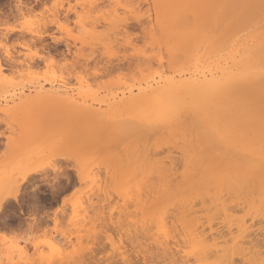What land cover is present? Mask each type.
Wrapping results in <instances>:
<instances>
[{
    "label": "rangeland",
    "instance_id": "obj_1",
    "mask_svg": "<svg viewBox=\"0 0 264 264\" xmlns=\"http://www.w3.org/2000/svg\"><path fill=\"white\" fill-rule=\"evenodd\" d=\"M149 1L150 0L147 2L145 0H0V58L1 60H4L3 65L5 68L4 71L0 72V108L4 110L0 111V185L5 183L9 177L13 176V178H11V182H18L16 185H19L20 187L18 188L19 193L17 194V202H13L8 198L9 201L11 200L10 203L5 204L3 207L4 209H2L3 212L0 213V264H123V259L127 260L125 262L127 264H171V256L169 258V256L164 255V251H167V249L162 246L157 247L154 244L156 243L155 241H158V239L161 238L160 236L157 237V233L159 235L161 233L158 230L159 228L155 227L157 225L152 213L148 212V215H146L145 210L147 209L143 210L140 208L143 212H145V215H143V212H140V210L138 211L137 209L138 206L136 205L140 204V201L138 202V200H141L142 205L145 200L143 199L142 203L141 197L144 195L147 197L146 191L144 190V192L142 190L144 189L145 182L147 181H144V184H141V182L139 183L138 181L142 178L139 177L140 174L138 175L136 170H138V173L140 172L138 167L140 164H142L140 161L142 157L139 160L142 153L139 150H142V147H144L143 145L147 146V143L158 140L153 142L155 143L154 147L161 149L164 138V140H166L167 137L173 136V133L178 132V134H181L182 132L179 133L178 130L167 127V132L168 134L171 133V135L167 136L164 134L166 136L164 137L163 133L165 132L166 127L163 130L162 128L159 129L158 126H156V128H158L160 131L163 130L161 131L162 134L160 136H156L157 130H155V133L153 132L155 127L152 129L153 135H151L149 134L151 133L149 132L151 129L148 126L149 130H145L147 136L144 132L139 131V133L141 132L140 135L131 128L128 129V121V124L127 122L123 123L121 121L123 124L120 126L123 127L125 124H127L126 126L128 130L122 128L123 131H127H125L123 134L120 133L122 135L119 134L121 137L118 138V141V130L116 133L108 135V130H110L111 127L114 128L112 125L114 123H110L109 120L111 119L110 121L112 122L113 119L116 118V120H118L117 118H120V121L123 120L122 117L127 119L128 113L130 114L128 115L132 117V115H134L132 110L127 109L121 111V114H116L111 118L109 117L108 122L111 126L108 125L109 129H107L108 127L102 128L105 122L102 118V120L100 119V116L92 117V115H89V118L87 117L88 115L81 113V115L83 114V117L85 116V118H82L81 115L79 116L78 112H75L76 109H73L71 106L67 107V104L65 103L61 104L55 98L61 97L63 100H74L78 104L80 103L84 106H90L91 109L93 108L94 110H100V112H103L109 107L117 104L121 99L126 100L129 97L136 95L139 89L136 87L138 84V87L144 86L146 82L152 81V79L157 80L159 77L158 74H161L160 77H165L171 76V74L175 75L176 72H201L213 65L212 63L214 62L215 54L217 52L216 47L218 49L222 44H224L223 41H220V37L225 34L226 26L228 27L226 31H230L228 30L230 26L231 30L233 29L234 31H241L239 33L236 31L239 35L241 34V36L235 33V38L232 36L234 35L232 34V31L231 37H233V39L242 37V35L246 36L249 32L253 31L264 34V0H220L217 3H214V6L213 4L211 5L213 0L210 3V0H207L208 3L206 0H197L200 1L199 4L202 6L201 7L199 5L200 8L199 6L195 7L196 0H183V2L182 0H177L180 1V3L175 2L174 4L173 2L176 0L171 1L172 3L170 1L168 3L167 1L168 6L167 3L160 2L161 0H151L150 3L147 4ZM222 2L226 5H224ZM170 3L171 8L169 6ZM181 3L185 5L190 3L188 8L187 6L185 7L187 9H184V11L186 10L185 12L183 11L184 13H181L182 8L180 11V14L182 15L185 13L188 14L187 12L190 11V17H187L186 14L184 15V17H187V19H185L182 15L180 16L179 12L176 11L178 8L175 10V6H182ZM158 4H160L159 8ZM232 6L234 7L232 8ZM153 7L156 9L158 8V10H155V8L153 9ZM207 7L208 9H206ZM173 9L179 14L178 16L180 19L182 18L185 20V23H182L187 26L186 30L189 31L187 32L188 36L186 34L187 39L184 44L178 43L177 39L173 37V29L175 27L172 29V25H169V18L171 17L172 12H175ZM192 9L193 12L191 11ZM201 9L202 11H204V9L206 10L204 11V17H202L203 12ZM209 9L211 11L214 10L212 13L213 16L208 13L210 12ZM144 12H146V15ZM196 12H199L197 16L200 13V16H202L194 18ZM140 15H142V17L144 16V18L140 17ZM163 16H169V18L165 19ZM138 18L142 21L145 20L146 23H140L141 21H138ZM201 18L202 20L204 19L205 24H202L204 22H202ZM255 18L256 20H254ZM221 19L223 21H221ZM189 22L192 26L188 25ZM198 22L203 26H206V28H203V33H201L202 25ZM218 22L220 25H218ZM220 22H223L225 27L221 25ZM182 23L178 24V26H182ZM195 23L199 26L196 27ZM161 24H164L163 27L160 26ZM146 25L147 28H145ZM193 26L194 28H192ZM217 26L220 27V31L218 30ZM198 27H200V29ZM158 28H160V31L162 30V33H160V31L158 32ZM216 29L217 31L215 32ZM196 30L197 33L198 31L199 33L196 35L194 41L193 35H195ZM154 34L159 37H156ZM165 34L170 35L167 37ZM200 34H202L203 37L202 35L200 36ZM160 35H162V37ZM229 35H227V37H223H226L225 39L227 40L231 38ZM159 38L162 40V43ZM151 39H153L155 43ZM163 39L167 40L165 41ZM225 39L224 42H226ZM168 41L169 43H167ZM192 41H194V44H192ZM179 44L184 47L186 46V51L182 50ZM162 45L165 48H163ZM176 45H178V47ZM176 49L178 50L177 52H175ZM154 52L156 55L152 54L151 56V53ZM9 55L11 56V62L7 61L8 57H10ZM146 55H148V57H146ZM150 61H152V64ZM156 61H158L157 65L155 64L157 63ZM143 62L145 63L143 64ZM151 65H155V68L151 67L152 69H150ZM146 69H149L150 72H148ZM147 73H149V77ZM140 75H143L144 78L140 77ZM140 78L142 79V82H140ZM21 101H25L26 103L22 107L21 104H19ZM124 115L127 117L125 118ZM133 121L136 122V119L132 120V123ZM96 124H98L99 127H96H98L99 130H106L104 132H99L98 129H95L94 127V130L97 131V140H94L95 133H91L90 131L93 130H91V128H93L91 126H95ZM131 125H133V129L136 127L134 124H130L129 126L131 127ZM136 125L138 127L139 124ZM84 127H88L90 129V131L88 129L87 131L89 134L91 133V136L94 133L93 139L88 136L89 134L87 135L89 140L90 138L92 139L91 141L87 139V136L86 138H80V136L83 135L80 134V131L83 132ZM144 127L146 128V126ZM197 127L199 129L198 125ZM198 129H193L198 132V137L196 138H199L201 135V131ZM111 130L113 132L116 131L113 129ZM137 130H140V128ZM159 130L158 134L161 133ZM87 131H84L85 134H87ZM33 132L36 133L37 136L35 135L32 138L35 140L36 138L38 139L35 143H47L50 145L51 143L54 144L53 142H55L57 143V145H55L58 148L55 146H50L47 148V146L44 144H42V146L44 145L43 150L46 151V149H48L46 152L42 151V147L40 148L38 146L37 147L41 149L39 152L36 150V146H34V150L31 149L30 146L25 148V143H30L31 140H29V136ZM186 132L188 131H184V135ZM194 134L195 133H190L192 137ZM184 135L182 133V135H176V137L173 136L171 138H177V136H181V139L187 138L189 141L188 137H190V141L197 143V139L193 137L192 140L189 132L186 137ZM108 137L115 138L117 141L115 140L113 143L112 141H108L110 142V145L108 143V145H106L104 148L102 145L106 144ZM142 137L143 139H146L145 143L147 142V145L144 144V140L142 141ZM112 138L110 140H114ZM167 140L168 142L171 141V139L169 140L168 138ZM167 140L164 142V144H166L162 145V147L164 146L166 148L163 147V149H161L162 151L160 150L161 152L159 150L156 151L155 149V153L157 152L160 154L163 153V151L165 152L169 145H167ZM176 140L175 143L177 142V145L179 141L182 143L180 138ZM48 141H50V143ZM142 142L143 145L141 146ZM157 142L161 143L160 146L157 145L158 147H156ZM173 142L170 143L173 144ZM60 143L64 144L62 146H58L61 145ZM72 143H76L78 147L77 145H73V147ZM78 143H92L95 149L88 145H80L79 147ZM114 145V151H112L113 148L111 147ZM150 145H148V147ZM53 147L56 148V150L52 149ZM59 147L61 148L59 149ZM170 147L173 148L175 146L170 144ZM50 148L52 151L49 150ZM108 148L111 150H108ZM172 148H168V150ZM178 148H180V146L176 147L175 149ZM104 149L107 150L105 151ZM175 149H172V152L173 150L177 151ZM29 150L37 152L30 153ZM149 150L152 151L154 149ZM49 151L51 153L54 152L55 155L51 156L50 153V156L48 154L49 157L47 156L45 158H41L45 156L44 153H49ZM151 151L150 154L152 153ZM28 152L33 155H29ZM41 152H44L42 153L43 156L42 154L40 155ZM135 152L136 155L140 153L141 154L135 157ZM177 152L173 153H176L175 155L178 157L181 152L178 153V155ZM104 153L106 156H104ZM155 153L153 152V154ZM167 153L171 156V162L176 160V157L174 158L175 160L172 159L173 157L171 151H166V154ZM158 154L156 156L159 157L160 155ZM25 155L27 156L25 157ZM167 155L163 156L166 160H169V163L170 158L169 155ZM181 156L183 158L182 153ZM27 157H29V159ZM38 157H40V159H38ZM36 158L37 160H34L36 161L35 165L29 166L28 161ZM134 159L135 161H140V164L138 162H134ZM180 159L181 158L176 161L180 162ZM182 160L184 161V159ZM34 161L33 163L30 161V164H34ZM175 163L176 162H174V164ZM181 163L184 162L181 161ZM177 164L176 166H172L173 170L175 168V172L179 168H176ZM28 167L30 169H33L31 167H34L35 170H40L41 167L42 172L39 171L37 175H32L33 177L31 175L28 176L29 178L27 177V180L24 182L22 178L30 170ZM182 167L185 166L182 165L179 168L181 169L178 170L181 171L178 172L179 175L181 173L183 174L186 170V168ZM27 169L28 171L25 172ZM182 169L184 170L182 171ZM178 173L175 175L177 176ZM143 176L144 175H142V177ZM176 176L174 178H176ZM255 178L256 184H254L257 187H254V181L250 182V186L248 185L251 187L253 184L252 186L254 190L252 191H254V197L250 196V190L248 191L245 189L247 191L243 192L241 198H243L248 192L246 195L247 197L250 196L253 198V200L256 198L257 202L261 204L259 202L261 195H263L261 190L262 188L259 187V182L261 179L257 177ZM176 180H178V178ZM179 181L180 179L175 182L177 183ZM137 182L139 185L141 184L143 186L142 188L140 185L142 189L139 187V185L137 186ZM230 185H228V183L224 184L225 187L234 189V186ZM53 186H56V188L59 189L56 195L50 194ZM138 187L142 191H139ZM221 187L219 188L221 189L220 191L218 189L220 193H222V190L225 191L226 189L225 187V189ZM260 190L261 192H259ZM218 191L215 190V192ZM46 192L48 194H46ZM143 192L145 194H143ZM209 192L214 193V190ZM226 192H229V190L227 191L226 189L225 194ZM233 192L235 193L234 190L231 191V193ZM7 193L8 196H6ZM136 193L138 196L141 194L139 199L136 197ZM240 193H242V191ZM6 194H4L5 198L11 196L9 189L6 190ZM217 194L219 195V193ZM222 194H224V192ZM239 194L237 195L240 197ZM257 194L260 195V197H258ZM237 195L235 194L234 196L238 197ZM226 196L227 198H222L224 200H221L222 203L228 201V203L225 202V204L228 206V204L231 203H229V201H233L234 196L232 197L230 195V198L228 197V194H226ZM202 197L203 196L195 199L201 198L205 200L206 203H208L207 200L209 199H207L205 196L204 198ZM247 197H245L246 201L249 200ZM147 198H150L149 194ZM241 198H238V200ZM262 198L264 200V195ZM235 199L234 201L237 202ZM150 200L152 201V199ZM253 200V203L250 202L249 204H252L251 208L254 206V209H251L248 207V205L245 206V202L243 204V200H241L242 203L239 201V205H233L235 210L232 211V207H230L232 212L228 211L229 215L226 213L227 211L225 212V210H228L229 207L227 208V206L224 204L221 205L223 208L219 206V210L217 207L218 205L214 206V208L210 207V205L206 206V203H201L202 205L200 204V206L202 210H200L199 206L200 213H198L199 211L197 212L198 214L202 215V217H200V215L198 216V214L195 213L198 206L195 207L192 205V207H195L196 210L194 212L192 209V212L195 213L192 215H196V217L193 216L196 219V222L194 223L199 224L200 222L198 223V219L200 221V218H202L201 221H203L201 224L202 230H199V228L198 230L204 233L203 228H205V234L207 233V235H210L211 233L213 236H223L217 241L218 246L212 247L209 244L208 247L211 250L209 248L207 250L212 252L214 249H217V251L220 250L218 252L219 255L217 256H223L224 253H227L225 252L224 248H226V250L229 248V264H235L236 262H238L236 264H239V262H244L246 264L245 261L248 259H245V257L249 258V255H247L248 250L246 249H248L249 246L247 244H241L243 247H241L242 251H244L242 253L245 254L244 257V254L239 252L240 250L237 249L238 251H236V248L238 246L240 247V243H243L242 241L252 239V237L256 238L254 235H257V232L262 233L260 234L261 237L257 236V239L261 240L264 238V230H262L264 228V208H261V205L258 207L253 205L256 203V200ZM151 201H146L148 206L146 205L147 203H144L146 208L153 206L152 202L155 204L154 201ZM258 203L257 205H259ZM263 203L264 202L262 201V204ZM194 204L196 205V203ZM213 204L216 205L215 203ZM213 204L211 206H213ZM203 205H205V207L209 206L210 209L213 208L214 211L204 207L206 210L205 212ZM224 207L227 209H224ZM57 209H59V211H57ZM255 210L258 213H256ZM261 210L263 212H261ZM171 211L172 210L168 211L166 216L169 212L173 213V211ZM252 211L253 213H256V216L252 214ZM213 212L215 214L214 217L217 213L215 218L212 217ZM139 213H142V216L144 217H141L143 219L140 217L141 214ZM219 213H221V216ZM230 214L231 217H229ZM226 215L228 216L225 218ZM150 216L155 222L153 221V223H150ZM168 216L167 218L165 217L166 225H169H167L168 228L170 226L172 228L177 226V230L175 228H173L175 229L173 230L170 227L169 229H166V232H169L168 230H170V232H174L171 233L172 235H170V232L168 233L169 236L167 235L173 239L172 240L170 238L171 240H168V245L170 244L169 246L172 248H170L171 252L174 251V254H176L174 256L176 259L174 260H178V264H209V262L212 264L218 262L216 259L213 261V258L209 259V262L207 261L205 263L201 262V260L200 262L195 260L196 258L192 257L193 254L191 253L193 252L195 254L194 251L196 250L191 245H189L191 243H187L188 240L184 237L185 235H183L184 239L180 238L182 236L179 235H182L183 233V230H179L180 228H178L180 225L178 226V223H173L172 225L171 222H168V220L170 221L173 214H170V218ZM194 218L193 220L195 221ZM147 219L149 222H146ZM235 219L237 222L234 221ZM238 219L240 220V223L238 222ZM172 220L173 222H176L174 218L171 219V221ZM241 220L243 221L241 222ZM139 221L140 224H143L142 227L145 223L146 225H149V228L140 229V224L138 227ZM203 223L205 224L204 226ZM150 224H153V228H150V226L152 227ZM240 224L242 226H240ZM248 225L250 228L247 227ZM154 227L157 230L154 229ZM208 227L211 228L209 229ZM242 229H244L243 231L246 232H248V230L253 232L250 234L251 236H249V232L247 234L246 232L243 233ZM148 230L151 231V235H153L155 238L157 237V240H154L153 236L152 240L150 233L148 235ZM152 231L155 232L157 236L154 235ZM238 231H242L240 237V233ZM139 233L140 235L143 233L140 236H143L141 238L142 242H140L141 240L137 239ZM243 235H247L249 238L244 237L245 239H243ZM144 236L146 238L148 237L147 240H149L147 241L144 239L146 241H143ZM236 236L239 238H236ZM185 239L187 240L186 243L188 245L185 243ZM238 239H240V243L237 242L239 245L235 242V240L238 241ZM182 241H184L185 244ZM139 242L141 243L140 245ZM159 242H161V239ZM219 243H223V245H220ZM235 244L238 246H235ZM158 248L164 249L158 250ZM21 250L25 251L23 256L21 255ZM237 252H239L240 255ZM166 253H170V251ZM222 253L223 255H221ZM119 254H121V256ZM235 254L236 257H234ZM195 255L198 256L197 253ZM40 256H42L44 262L39 261L38 258H41ZM73 256H78L77 258L82 257L83 261L80 263L72 261L71 258H73ZM239 256H242V258L240 257L238 260L237 258ZM22 257H25V260H21ZM232 258H235V263H233L234 261L231 262ZM228 261L225 264H228Z\"/></svg>",
    "mask_w": 264,
    "mask_h": 264
},
{
    "label": "bare ground",
    "instance_id": "obj_2",
    "mask_svg": "<svg viewBox=\"0 0 264 264\" xmlns=\"http://www.w3.org/2000/svg\"><path fill=\"white\" fill-rule=\"evenodd\" d=\"M145 1L147 2L148 0H145ZM150 1L147 4H149ZM167 1L169 3V1L171 2V1H174V0H161L160 2L167 3ZM200 1H197V0L195 1V7L196 6L198 7L199 5L201 6V4H199ZM211 1L212 0H210L209 3ZM218 1H220V0H213L211 2V5L213 4V6H214V3H217ZM175 2H177V3L179 2L180 3V1H177L176 0V1L173 2V4ZM182 2H183V0H182ZM196 2H197V4H196ZM142 3H144V2H142ZM158 3H159V1H158ZM168 3H167V6H168ZM171 3L169 5L170 8H171ZM207 3H208V1H207ZM207 3H206V5H207ZM181 4H182V6L183 5L184 6L183 7L182 6L176 7L175 6V10L178 8V10H176V11H178L179 14H180L181 8H182L181 13H182L184 11V9H187L189 7V4L190 3L189 4H186V5L183 4V3H181ZM223 4L226 5L225 3H223ZM193 5H194V3H193ZM159 6H160V4H158V8H159ZM186 6H187V8H185ZM200 6H199V8H200ZM161 7H163V6H161ZM233 7L234 6H232V8ZM154 8L155 7H153V9ZM158 8L157 9L155 8V10H158ZM140 9H138V10H140ZM168 9H169V7H168ZM193 9L191 10L192 12H193ZM206 9H208V7ZM217 9H218V7H217ZM145 10H148V9H145ZM175 10L173 9V11H175ZM197 10H195V11H197ZM176 11L175 12H172V15H171L170 18H169V16L168 17L166 16L167 18L164 17V16L163 17L165 19H168V18L170 19V24L169 25L170 26L172 25L171 26L172 29L175 27L173 29L174 30L173 31L174 32L173 33V37H175L177 39L178 43L184 44V42H186V39H187L186 34L189 31L186 30L187 29V26H185L182 23V22L185 23V20L182 19V18L180 19L179 16H178L179 14ZM201 11H202V9H201ZM204 11H206V10L204 9ZM204 11H202L203 12L202 13L203 16L201 15L202 17H204V14H205ZM213 11L210 10V12H208V13H210V15L213 16V14H212ZM189 12H187L188 14L185 13L187 15V17H190V14L191 13H189ZM237 12H238V10H237ZM145 13L146 12H144V14ZM198 13L196 12V15L194 16V18L200 16L201 13L197 16ZM214 13H216V12H214ZM158 14H161V13H158ZM185 14H183V15L180 14V16L182 15L184 17ZM142 15H140V17H142ZM187 17L186 18L184 17V18L187 19ZM142 18H144V16ZM164 18H163V20H164ZM201 20H202V18H201ZM207 20H209V19H207ZM254 20H256V18ZM138 21H141L140 23L145 22V20L142 21L140 19ZM197 21H199V20H197ZM221 21H223V20L221 19ZM151 22H152V20H151ZM158 22H159V20H158ZM179 22L182 23V26L181 25L178 26V24H181ZM202 22H204V23H202ZM202 22H201L202 24H205L204 19L202 20ZM186 23H188V22H186ZM201 23H199V24H201ZM220 23L223 26L225 25V24H223V22H220ZM226 24H228V23H226ZM260 24H261V22H260ZM163 25L161 24L160 26L163 27ZM188 25L189 26L191 25L190 22H189ZM218 25H220L219 22H218ZM156 26H157V24H156ZM197 26H199V25L196 24V27ZM228 26H230V25H228ZM204 27L206 28V26H203V25L201 26V28H202L201 29V33H203V31H204V29H203ZM217 27H218V30L220 31V27L219 26H217ZM145 28H147V25L145 26ZM152 28H153V25H152ZM154 28H155V26H154ZM192 28H194V26ZM198 28L200 29V27H198ZM227 28L228 27L226 26V30H227ZM159 29L160 28H158V32L160 31ZM261 29H262V27H261ZM226 30H225V34L226 35L223 34V36H226V37L229 34H230L229 37H231L232 31H233L232 34H234V35H232L233 37L236 34H238L239 32H241L239 30H236L238 32L237 33L233 29L231 30V26L228 29L230 31H226ZM156 31H157V29H156ZM156 31H155V33H156ZM216 31H217V29L215 30V32ZM243 31H242V33H243ZM206 32H204V33H206ZM160 33H162V30L160 31ZM198 33H199V31H198ZM198 33H197V30H196L195 35H193V40L194 41H195V37H196V35H198ZM215 34H217V33H215ZM154 35L156 37H159L156 34H154ZM162 35H160V36L162 37ZM165 35H167V34H165ZM169 35L170 34H168L167 37ZM201 35L202 34H200V36ZM187 36H188V34H187ZM223 36L220 37L221 38L220 41H223L224 44H222L220 42L222 45L218 49L216 47L217 52L215 54V59H214V62L212 63L213 65L211 67H208V68H206L205 70H203L201 72L200 71H197V72L196 71L195 72H187V73H182V72H179L178 73V72H176L175 75L174 74H171V76H165V74H164L165 77H160L161 74H158L159 77H158V79L156 78L157 80H153L152 79V76H151L152 81H149V80H151V79H149L148 80L149 82H146L144 84V86H139L138 87L139 84L136 86L137 88H139L138 89V92L136 93V95L131 96V97H129L126 100H124V99L122 100L121 99L117 104H115L114 106L109 107L107 110H105L103 112L102 111L100 112V110H94L93 108L91 109L90 106H84V105H82L80 103L78 104L74 100H68V99L67 100L66 99L63 100L61 97H56L55 98L61 104H64L65 103V104H67V107L68 106L69 107L71 106L73 109L78 110V111L75 110V112H78L79 113V116L81 115V113H83L84 115L85 114L88 115L87 117H89V118H90L89 115H92V117L100 116V119L102 118L104 120V122H105V124H104V126H102V128H106V127H108V125L111 126L109 124V122L110 123H114V124H112L114 128L111 127L110 130H108V132H109L108 135L114 134L118 130L117 135L119 136L120 133L123 134L125 131H127L130 128L132 130H134L135 132H138V133H139V131L144 132L145 135H146L145 130L148 129L149 127L151 129L149 131L151 133H149V134L153 135L152 134V129H153V127L156 128V126H158L159 129L162 128L163 130L166 127V130H165L166 133L164 132L163 135L165 134L167 136L171 135V133L168 134L167 127L170 128V129L172 128L174 130H178L179 133L182 132L183 135H184V131H188L189 132V135H190V133H195L193 137L195 139H197V141L194 140L197 143H195L193 141H190V139H191L190 137H188L189 141L187 140V138L186 139L185 138L181 139V136H177V138H171L173 136L176 137V135H182V133L181 134H178V132L177 133H173L172 134L173 136H171V137L170 136L167 137L169 140L171 139L170 142H173L174 141L173 144L170 143V142H168V140L166 138V140L168 142L167 145L169 144L168 145V148H172V147H170V144L175 146L172 149H175L176 147H179L180 146V148L175 149L177 151L179 150L178 152L177 151H174V150H173V152H177V155H178V153L181 152L182 155H183V158L181 156V153L177 157L175 155L176 153L174 154L172 152V149H169L168 150V148L165 150V152L163 151V153H160V154H158L157 152L155 153V149H156V151L157 150L160 151L161 149H163L164 146L162 147V145H165L166 144V143L164 144V142H166V140H164L165 138L163 139V141L160 140V141L163 142L162 145H161V143H158V142H157L158 144L156 143V147H158V146L161 145V149H158V148H155L154 147L155 146V143H153V142H156L158 140L153 141L151 143H147L146 142L148 145L151 144L148 147V145L145 143L146 139H143L144 136L142 135L143 137L141 139H142V141L144 140V144L147 145V146L143 145V142H142L141 143V146L143 145L144 147H142V150L139 148L140 149L139 151L142 153V155H140L141 153L140 154H137L138 156L140 155V158L138 157L139 160L142 157V159L140 160L142 162V164H140V161H135V159H134V162H138L140 164L139 167L141 166L140 167L141 170L138 167V169L140 171L139 173H138V170H136L137 171V174L138 175L140 174L139 177L142 178L138 182L139 183L141 182V184H144V181H147V182H145L144 189H142L143 186L141 184L140 185L142 186V188L140 187V185H139L138 182H137V186L139 185V187L143 191L144 190L146 191V193H147L146 196L147 197H148V194L150 196V198L148 199L147 197H145V195L143 197H141V194H140L139 196L142 198V203H143V199L145 200L144 203H147L146 201H148V202L151 201L150 199H152V201L155 202V204H154L151 201L152 204H153V206H151L150 208H146V205L148 206V203L146 205L144 203L141 205V200H138L139 199V196H138L139 192L137 191L138 194L136 193V195H137L136 197L138 199H136V200H138V202L140 201V204L139 205L138 204L136 205V206H138L137 209H138V211L140 210V212H143L141 209H143V210H145V209L149 210V211L145 210L146 211V215H148L147 214L148 212H151L152 213V215H153V217H154V219H155L156 222L154 221V219L152 220V217L151 216H150L149 221H150V223H153V221H154L156 223V225H157V226H155V224H154V226L155 227H158L159 228L158 230L161 233L160 235L157 233V235H158L157 236L156 233L153 232L154 230L152 231V233H154V235H156L157 237H159V236L161 237V238L158 239V241H155L156 243H154V244L157 247L162 246V247H164V248L167 249V251L166 250L164 251V255L169 256V258L171 256V258H172V262L170 261L171 264L172 263L173 264H176V263L178 264L179 262H178V260L177 261L174 260V259H176L174 257L176 254H174V251H172L173 253L171 252V250H170L171 247L169 246L170 244L168 245V242L172 238L171 237H168L169 236L168 233L170 232V230H168L169 232H166V229H169L171 226L168 228L169 225L168 224H167L168 226L166 225L165 217L167 218L168 215L170 216V214H173L174 217L171 216V219L174 218V220L176 222H173V220L171 221V219H170V221L168 220V222L169 223L171 222L172 225H173V223H178L177 224L178 226L180 225V227H178V228H180L179 230H183L182 231L183 233H182V235H179V236H182L180 238H183V239L185 237L189 241L188 242L185 239V243H186V241H187V243H191L189 245H191L196 250L194 252H195V254L197 253L198 256H196L193 252L191 253V254H193L192 257H195L196 258L195 260H197L198 262H200V260H201V262L205 263L207 261L209 262V259L213 258V261H214V259L218 260L217 263L215 262L216 264H225L228 261V257H229L228 252H230L228 250L229 248L227 250H226V248H224L225 249V252H227V253H224V255L222 253L221 255H223V256H217V255H219L218 252L220 250L217 251V249L216 250L214 249L213 252L207 250L209 248L208 247L209 244L212 247L218 246L217 241L219 239H221L223 236H218V235L217 236H213V234H211V233H210V235H207V233L205 234V228H203L204 233L200 232L199 230L202 228L201 227L202 226L201 224L203 222V221H201L202 218H200V221L198 219V223L200 222L199 223L200 225L194 223V222H196V219L194 218V217H196V215H192V214H195V213L198 214V213H200V211H199L200 204L201 203L202 204L203 203H206L205 200H203L201 198H200L201 199L200 202H199L200 199H195V198H199L201 196H203L202 198H204V196H205V197H207V199H209V200H207L205 198L207 200V202H208V203L205 204L206 206L207 205H210V207H214V206H217L218 205L217 207L220 210L219 206L221 208H223V206H221L223 204L225 206H227V204H225V202L228 203V201H225L224 203H222V200H224L222 198H227L226 194H228V197L230 198L231 196L233 197L235 194L237 195V194H239L242 191V193L239 194L240 197L238 195H237L238 197L234 196V199L237 198V199H235V200H237V202L234 201V199H233V201H229V203L230 202L231 203L228 204L227 208L228 207L229 208H228V210H225V212L227 211L226 213L228 214V211L229 212H232L233 210H235V208H234L233 205L234 204H235V206L237 204L239 205L240 202L242 203L241 200H243V204L245 202V206L248 205V207L251 208L252 204H249V203L250 202L253 203L252 202L253 198H251L250 196L254 197V194H253L254 191H252L254 189H253V186L252 185L255 183V180H256L255 177L261 179L260 182H259V184H260L259 187L262 188L261 189L262 190V194L264 195V193H263L264 192V190H263L264 189V180H263L264 179V87H263V84H264L263 83L264 82V34L259 33L257 31H253V32H249L246 36H243L242 35V37H238L237 39H233V37H231L232 40L230 38V39H227L228 41L225 39L226 37H223ZM239 36H241V34ZM202 37H203V35H202ZM223 38L226 40V42H224V39ZM201 39H203V38H201ZM151 40H153V39H151ZM151 40H149V41H151ZM159 40H160V38H159ZM163 40H165V39H163ZM160 41L162 43V40H160ZM187 41H189V40H187ZM194 41H192L193 42L192 44H194ZM154 43H155V41H154ZM167 43H169V41ZM206 43H208V42H206ZM169 46H171V45H169ZM176 46L178 47V45H176ZM180 46H181V49L182 50L186 51V46L185 47L182 46V45H180ZM154 47H155V45H154ZM162 47L165 48L163 45H162ZM162 47H160V48H162ZM203 48H204V46H203ZM177 51L178 50L176 49L175 52H177ZM155 52L154 53H151V56H152V54L153 55L154 54L156 55ZM144 53H145V49H144ZM161 55H160V57H161ZM151 56H149V57H151ZM146 57H148V55H146ZM10 58H11V56L8 57L9 60L7 59V61H10ZM163 59H165V58H163ZM144 60H147V59H144ZM153 60H154V58H153ZM3 62H4V60H1V58H0V72L4 71V69H5L4 68V65H3ZM10 62H8V63H10ZM156 62L157 63H155V64L157 65L158 64V61H156ZM144 63L145 62H143V64ZM150 63L152 64V61H150ZM154 66L155 65H151L150 66V69H152L151 67L155 68ZM142 69H143V67H142ZM139 70H140V68H139ZM146 70H148V72H150L149 69H146ZM146 70H145V72H146ZM151 73H152V71H151ZM142 74H143V72H142ZM147 74H148V77H149V73H147ZM140 77H143V75L142 76L140 75ZM141 80L142 79L140 78V82H142ZM19 104H21V107H22L26 103H25V101H23V102L21 101ZM127 109L128 110L129 109L132 110L134 112V115H135V117H134V115H132V117H133V119H132V117H130L129 116L130 114L128 113L129 114V115L127 114L128 118L130 117V119H132V120L136 119V122L137 123L135 121H133V123H132V120L129 119L130 120L129 121L128 118L127 119H124V117H122L123 120H120V121H119L120 118H117L118 120H116V118L115 119L112 118L114 120V122H113V120L111 122L110 121L111 119L110 120L108 119L109 117L111 118L112 116H114L116 114H121V111H124V110H127ZM0 111H4V110H2L0 108ZM82 115H81V117L82 118H85V116L83 117ZM124 116H125V118L127 117L126 115H124ZM108 120H109V122H108ZM115 121H117V122H115ZM121 121L123 123H126L127 121L129 122V124L127 122L128 125L125 124V126L126 125L128 126V129H127V126L126 127L125 126H123V127L120 126L121 124H123ZM130 124H134L136 127H137L136 124H139V125H138L137 128L135 127L133 129V127H132L133 125H131V127H130L129 126ZM116 125H117V127H116ZM143 125L146 126V128ZM152 125H155V126H152ZM197 125L199 126V129L201 131V135L199 136V138H196V137H198L197 136V133L198 132H196V130L198 129ZM96 126H98V124H96L95 126L94 125L91 126V127H93V128L90 127L91 130L92 129L94 130V127H95V129H98L99 132L100 131L101 132H104L106 130V129L99 130V128H98L99 126L98 127H96ZM142 126L144 127V130H143V127ZM194 127L196 128V130H193V129H195ZM122 128L123 129L125 128L127 130H124L123 131ZM139 128H140V130H137ZM155 128L153 129V132L155 133V130H157L156 131L157 135L156 134L155 135L156 136H160L162 134L161 131H163V130L160 131L158 128H156V129ZM87 129L90 131V129L88 127L87 128L84 127L83 128V132L84 131H87ZM107 129H109V127ZM111 129H113L114 131L116 130V131L113 132ZM93 130L90 131L91 133L92 132L95 133V135L93 133L92 136L90 135L91 133L89 134L88 131L86 132L87 134H85V132L83 133L82 131H80V134L81 135L82 134L84 135V136L83 135L80 136V138H82V137H85L86 138V136L89 134L88 136H90L93 139V135H94V138H95L94 140H97V138H96V136H97L96 132L97 131H95V130L93 131ZM158 130L161 133L158 134ZM110 131H111V133H110ZM192 131H194V132H192ZM188 132L185 133V135H184L185 137L188 134ZM122 134H120V135H122ZM35 135L37 136V134L34 133V132L32 134H30L29 140H31L32 142L30 141V143H25V148H28L27 146H30L31 149L34 150L35 149L34 146H36V150L38 152L41 151V149H42V151H45V150H43L44 145L47 146V148H49L50 146L51 147L52 146H55L56 148H58L56 146L57 143H55V142H53L54 144L51 143L50 145L47 144V143H41V144L35 143L38 140L37 138H36V140L32 138ZM165 135H164V137H166ZM88 136H87V139L89 140V137ZM98 136H99V134H98ZM112 137H108V139L106 140L107 141L106 144L103 143L105 146L102 145V147L105 148L106 145H108V143L110 145V142H108V141H112V143L115 142L116 139L115 138H112ZM120 137L121 136L117 137V139L120 138ZM193 137H192V140H193ZM78 138H79V134H78ZM91 138H90L89 141L92 140ZM111 138L114 139V140H110ZM179 138L182 141V143H180V141H179L178 142V145H177L176 144L177 142L175 143V140L176 139H179ZM147 139H149V138H147ZM185 140H187V141H185ZM56 141H57V139H56ZM118 141H119V139H118ZM198 141H199V143H198ZM48 142L50 143V141H48ZM42 144H44V145L42 146ZM60 144L61 145H58V146H62L64 143H60ZM78 144H79V147H80V145L81 146L82 145H88L90 147L91 146L93 147V144L92 143H85V144L84 143H78ZM73 145L76 146L77 144L76 143H72V146ZM37 146L40 147V148L42 147V148L40 149ZM151 146H152V148H151ZM67 147H68V145H67ZM77 147H78V145H77ZM113 147H115V145L112 146L111 148H113ZM146 147H148L149 149H154V150L151 151V150H149ZM56 148L53 147L52 149H55L56 150ZM60 148L61 147H59V149ZM109 148H110V146H109ZM109 148H108V150H111ZM164 148H166V147H164ZM52 149L50 148L49 150L52 151ZM55 150H53V151L56 152ZM96 150H92V151H96ZM102 150H103V148H102ZM137 150H138V148H137ZM137 150H136V152H137ZM29 151H30V153L31 152H33V153L34 152H37V151H31V150H29ZM46 151H48V149H46ZM112 151H114V148L112 149ZM150 151L152 152L151 153L152 155L150 154ZM166 151H171V154H172V157H173L172 159L173 160H175V159L178 160L179 158H181L180 160L182 162H184V163H181V161L179 162V161H176V160L175 161L172 160L173 162H171V158H170L171 156L167 153L169 155V158H170V162L168 163L169 160H166L164 158V156L167 155L166 154ZM54 152L53 153H51L50 151H49V153L48 152L47 153L41 152L40 155L42 153H44L45 156L44 157H41V158H45V157L48 156V154L50 156V153H51V156L52 155H55ZM136 152H135V155H136ZM153 152L155 154H153ZM28 153H27V155H28ZM30 153H29V155H31ZM207 153H209V154H207ZM112 154H113V152H112ZM157 154L160 155V156L159 157L156 156ZM27 155H25V157ZM137 155L135 157H137ZM42 156H43V154H42ZM104 156H106L105 153H104ZM160 157H161V159H160ZM162 157H163V159H162ZM27 158L29 159V157H27ZM30 158H32V157H30ZM38 159H40V157H38ZM182 159H184V161ZM34 160H37V158L36 159H33V160H30V161H32V163H33ZM30 161H28L29 166H34L35 163H36V161H34V164H32V163L30 164ZM174 162H176V163L174 164ZM166 163H168L169 165L166 164ZM176 164H177V167L176 168H178V167L180 168L182 165L185 166V167H182V168H186L185 172L183 174L182 173L180 174L181 177H180V175L178 173V172H181V171H178V170H181V169L178 168L176 170V172L174 171L175 168L173 170V167L172 166H176ZM178 165H180V166H178ZM31 168H33V169H30L29 168L30 169L29 171H28V169L25 171V172H27V171L28 172L22 178V180L24 182H25V180H27L26 178L28 176H30V175L32 176L34 174L37 175V173H39V171H41V167H40V170L39 169L38 170H35L34 167H31ZM183 170L184 169H182V171ZM141 171H143V172H141ZM177 173H178V175H177L178 177L175 175ZM12 174H11V176H12ZM141 174L144 175L143 176L144 179H143V177H142ZM175 176H176V178H174ZM9 178H8V180L5 183H3V184L0 185V213L3 212L2 209H4L3 208L4 205L7 204V203H10L11 200L13 202H17V198H18L17 197V194L19 193L18 192L19 191L18 188H20V187H19V185H16V183H18V182H16V183L11 182V180H12L11 178H13V176L12 177H9ZM177 178H178V180L180 179V181L176 183L175 181H178V180H176ZM142 180H143V182H142ZM250 182H253V184L251 185V187H249L250 186ZM226 183H228V185L231 184L230 186H234V189H232V188L229 189V188L225 187L224 184H226ZM255 184H254V187H257V186H255ZM221 186H223V187H221ZM59 187H60V185H59ZM220 187L221 188H224L225 187L227 189V191L229 190L231 196L229 195V192H226V194H225V191H226L225 188H224L225 191H223V190L221 191L222 193L224 192V194L220 193L219 192L221 190V189H219ZM140 188L138 189L139 191L141 190ZM260 188H258V189H260ZM7 189L10 190L11 196L5 198L4 194H6V190ZM218 189H219V191H218ZM245 189H247L248 191L250 190L249 193H251V194H250L249 197H247L246 196L247 193H248L247 192L246 195H244V197H243L244 199H243V198H241L242 197L241 195H243V192H246L247 191ZM136 190H137V188H136ZM211 190H214V193L211 192L212 193L211 194L209 192ZM215 190H217L218 192H215ZM230 190L231 191L234 190L235 193L234 192L231 193ZM261 190L259 192H261ZM144 192H143V194H145ZM217 193H219L220 198H219V195ZM260 195H261V193H260ZM260 195H258V197H260ZM263 195H261L260 201H259L261 204H259L257 202L256 198H255L256 201L255 200H253V201H255L256 203L253 204V205H256L257 207L261 205V208H264L263 207V204L264 203L262 204V201L264 202V200L262 198ZM6 196H8V193L6 194ZM245 197H247V199L249 198V200H251V201H249V200L246 201L245 200L246 199ZM8 198L11 199V200L9 201ZM238 198H241V199L238 200ZM194 199L198 201V204H197V201H195ZM202 200H203V202H202ZM219 200H220V202H219ZM247 202H248V204H247ZM194 203H196V205ZM213 203H215L216 205H214ZM257 203L259 205H257ZM212 204H213V206H211ZM19 205H21V204H19ZM192 205L195 206V207L198 206L197 207V211L195 210V207L194 208L192 207ZM205 205H203V209L206 212L205 208H207V209L209 208L210 209V207L209 206L208 207H205ZM230 207H232V211L230 210ZM225 208L226 207H224V209ZM192 209L194 210V212L195 211L196 212L193 213L192 212ZM251 209H254V206ZM170 210H172L173 213H170L169 212L168 215L166 216L167 212L170 211ZM200 210H202L201 206H200ZM210 210H213V208L210 209ZM262 210H261V212H263ZM207 211H209V210H207ZM258 211H259V209H258ZM255 212H256V210H255ZM217 213H218V211H217ZM217 213H216V216H217ZM256 213H258V212H256ZM256 213H253V211H252V214L255 215ZM139 214H141L140 215V217H141L142 216V213H139ZM212 214H211L212 217H214V215H215L214 212ZM219 214L221 216V213H219ZM219 214H218V216H219ZM143 215H145V212H143ZM199 215L200 214H198V216ZM228 215H226L225 218ZM249 216H251V215H249ZM142 217H144V216H142ZM200 217H202V215H200ZM229 217H231V214H230ZM193 218L195 219V221L193 220ZM151 220H152V222H151ZM149 221H148V219L146 220V222H149ZM234 221L237 222L236 219ZM239 221L240 220L238 219V222ZM242 221L243 220H241V222ZM141 223H144V222H141ZM139 224H140V221L138 223V227H139ZM140 225H141V228L140 229H142V228L143 229H145V228L148 229L149 228L148 227L149 225H146L145 223H144V226L143 227H142L143 224H140ZM150 225H152V227L150 226V228H153V224H150ZM204 225L205 224L203 223V226ZM166 226H167V228H166ZM198 226H200V227H198ZM240 226H242V225L240 224ZM240 226H238V227H240ZM155 227H154V229H156ZM247 227H249V225ZM173 228H175L177 230V226L176 227H173ZM173 228L171 227V229H173ZM198 228H199V230H198ZM175 229H173V230H175ZM150 230H152V229H150ZM150 230H148V235L151 232ZM237 230H238V228H237ZM239 230H240V228H239ZM243 230L244 229H242V231ZM262 230H264V228ZM198 231H199V234H198ZM241 232H239L240 233L239 234V237L241 235ZM244 232H246V231H243V233ZM248 232H249L248 235L251 236L250 234H252L253 231L250 232L248 230ZM248 232H246V234ZM171 233H174V232L171 231L170 232V235H172ZM177 233L179 234L178 231H177ZM142 234L143 233H141V235ZM146 234H145V236H146ZM260 234H262V233L257 232V235L256 234H255L256 236L254 235V237H256V238H253L252 237V239H248V240L242 241L243 243H240L239 242L240 239H242V238L238 239V241H236L237 240L236 238H239V237L236 236V238H235L236 239L235 242L236 243L237 242L240 243V247L238 246L239 245L238 243H237L238 245L235 244V246H238L236 248V251L240 250L239 251L240 253L244 252V251H242V248L243 247H242L241 244H247L249 246L248 249H246V250H248L247 251L248 252L247 255H249V258L248 257L247 258L245 257V259H248V260L245 261L246 264H264V238L261 239V240L260 239H257V236H260ZM141 235H140V233H139V236L137 235L138 236L137 237L138 240H141V238L143 237V236L140 237ZM150 235H151V233H150ZM183 235H185V236L183 237ZM145 236L143 238V241H146L147 238H148V237L146 238ZM152 236L153 235H151V237ZM139 237H140V239H139ZM153 237H152V240H153ZM157 237L156 238L154 237V240H157ZM244 237L247 238L248 236L247 235H245V236L243 235V239H245ZM149 238H150V236H149ZM167 238H169V239H167ZM144 239H146V240H144ZM160 239H161V242L162 243L159 242ZM233 241H234V239H233ZM140 242H142V240ZM140 242H139V245L141 244ZM182 242L184 243V241H182ZM210 242L212 243V245H211ZM151 243H149V244H151ZM226 243H227V241H226ZM220 245H223V243L220 244ZM232 247H233V245H232ZM159 249H161V248H158V250ZM163 249H161V250H163ZM244 249H245V247H244ZM233 250H234V248H233ZM168 251H170V253H166ZM20 252H21V255L22 256L25 254L24 253L25 251H23V250H21ZM232 252H234V251H232ZM239 252H237V253L240 255ZM242 254H244V253H242ZM119 255L121 256V254H119ZM199 255H200V257H199ZM244 256H245V254L243 255V257ZM40 257L41 258H38L39 261L40 262H44V259H42V256H40ZM77 257L78 256H73V258H71L72 261H76L78 263H80V262L83 261V259H82L81 256H80L81 258H77ZM234 257H236V254L234 255ZM240 257L242 258V256H239L237 259L239 260ZM74 258H76V259H74ZM21 260H25V257H22ZM234 260H235V258L234 259L232 258L231 262H233ZM126 261H127L126 259H123V264H127V263H125ZM240 261H242V260H240ZM229 262L230 261H228V264H229ZM215 263H212V264H215ZM233 263H235V261ZM236 263H238V262H236ZM209 264H211V263L209 262ZM239 264H245V263L244 262L243 263L242 262H239Z\"/></svg>",
    "mask_w": 264,
    "mask_h": 264
},
{
    "label": "snow or ice",
    "instance_id": "obj_3",
    "mask_svg": "<svg viewBox=\"0 0 264 264\" xmlns=\"http://www.w3.org/2000/svg\"><path fill=\"white\" fill-rule=\"evenodd\" d=\"M33 191H35V190H33ZM57 193H58V189L55 186H53L50 194L56 195ZM46 194H48V193L46 192ZM57 211H59V209H57Z\"/></svg>",
    "mask_w": 264,
    "mask_h": 264
}]
</instances>
